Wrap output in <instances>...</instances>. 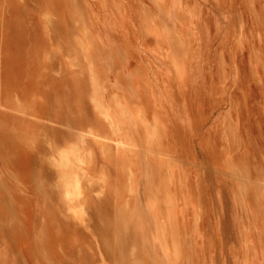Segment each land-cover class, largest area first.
<instances>
[{
    "label": "rangeland",
    "instance_id": "obj_1",
    "mask_svg": "<svg viewBox=\"0 0 264 264\" xmlns=\"http://www.w3.org/2000/svg\"><path fill=\"white\" fill-rule=\"evenodd\" d=\"M0 264H264V0H0Z\"/></svg>",
    "mask_w": 264,
    "mask_h": 264
}]
</instances>
